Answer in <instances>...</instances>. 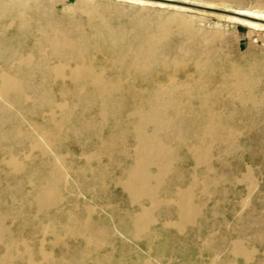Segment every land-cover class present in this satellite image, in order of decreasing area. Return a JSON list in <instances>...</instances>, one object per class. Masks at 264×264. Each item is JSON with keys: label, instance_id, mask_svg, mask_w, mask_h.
Masks as SVG:
<instances>
[{"label": "rangeland", "instance_id": "obj_1", "mask_svg": "<svg viewBox=\"0 0 264 264\" xmlns=\"http://www.w3.org/2000/svg\"><path fill=\"white\" fill-rule=\"evenodd\" d=\"M166 15L183 19L197 32L192 36V47H187L193 50L192 56L189 59L180 56L184 68L179 66L176 79L183 81L186 72L193 75L191 63L195 58L204 62L206 70L193 76L202 93L210 94L207 106L217 110L223 119V128L217 132L220 139L209 142L207 165H197L188 153L187 147L193 139L183 145L172 143V171L158 187V197L169 203L155 212L157 221L149 229V240L134 238L129 235L132 232L129 217L137 211V206L129 203L127 193L118 184L132 165L133 139L119 133L111 135L109 125L100 127L96 121L87 127L86 122L95 114V108H88L85 100H75L68 128L61 135H54L51 145L43 146L45 155L37 149L31 150L29 140L24 138L15 142L9 136L5 142L7 147L0 142V148H7L19 159L31 155L23 171L14 178L0 164L4 170L0 172V213L5 212L8 219L5 224L10 226L12 239L30 245L48 235L41 232L44 215L37 214L34 206L28 204L21 207L19 218L11 224L10 218L15 213L9 210L5 188L13 185L16 201L20 202L33 185L45 182L47 162L61 163V201L49 211V218L54 219L59 229L66 222L68 212L75 211L74 217L80 222L85 217L84 209L91 208L92 221L105 231L98 252L101 264H264V28H250L241 23L264 26V0H0V72L18 74L14 65L6 61L12 57H28L39 68L22 69L18 76L28 72L23 82L49 89L52 98L60 101L58 86L43 79L45 69L56 62L49 56L44 42L52 31L75 35V38L79 33L86 40L97 36L99 47L104 44L101 52L111 53L112 46L97 33L99 21L104 19L117 31L138 35L142 26L146 29L152 25L153 18ZM173 29L166 39L167 49L181 38ZM125 45L121 52L126 55ZM91 53L88 50L86 56H92ZM96 55L102 56L100 52ZM231 68L244 71L250 82L238 94L232 88L219 89L221 78L226 80ZM156 69L157 66L151 69L153 75L149 78L136 77L133 82L122 84L123 119L133 104L140 105L149 98L155 77L169 72ZM237 95L243 98L241 103ZM27 96L19 105L0 100L12 116L11 122H0V133L8 132L15 124L21 132L36 129L40 141L41 131H48L51 124L45 119V109H33L37 100L30 92ZM201 96L189 93L176 94L175 98L180 108L189 104L197 110ZM71 97L70 92L64 96L68 102ZM95 151L100 155H92ZM2 157L0 151V160ZM31 170L36 172L28 180L25 174ZM154 171L155 166L150 165L148 172ZM191 185L193 203L200 212L193 223L177 230L173 226L176 212L171 200L177 189ZM70 242L64 240L58 246ZM239 248L242 251L238 252Z\"/></svg>", "mask_w": 264, "mask_h": 264}, {"label": "bare ground", "instance_id": "obj_2", "mask_svg": "<svg viewBox=\"0 0 264 264\" xmlns=\"http://www.w3.org/2000/svg\"><path fill=\"white\" fill-rule=\"evenodd\" d=\"M128 1L134 2L135 0ZM159 15L161 14L159 13ZM241 23L250 28H264V26L247 21H241ZM173 27L175 28L174 32L182 39L178 36L180 41L176 44L172 43L171 48L167 49L169 45L167 46L166 39L173 32ZM97 33L106 44L112 46L111 53L101 52L100 47L104 44L99 47L97 36L86 40L79 33L75 38V35L52 31V34L44 39L49 56L56 62L45 69L43 79L51 80L55 87L58 86L60 101L52 98L49 89L23 82L28 78V72L18 76L22 69L36 71L39 68L38 65H33L28 57H12L6 61L14 65L18 74L10 75L0 72V100L10 103V105H19L30 92L31 97L37 100L33 109H45L47 115L45 119L51 124V128H48V131H41L39 141L36 129L32 132H21L13 124L8 132L0 133V142H4L5 145L9 136L10 140L13 139L15 142L24 138L29 140L31 150L37 149L42 155H45L43 146L51 145L52 139L55 138L53 136L59 135L60 132L62 133L64 129L68 128L69 118L73 114V101L85 100L88 108H95V114L86 122L87 127L96 121L100 127L109 125L108 129L111 135L119 133L133 139L132 165L126 170L118 184L127 193L129 203L134 207L137 206V211L129 217L132 230L129 235L132 234L134 238H147V236L149 238V229L157 221L155 212L160 206L169 203V201L158 197V187L164 176L172 171L171 161L174 156L172 143L183 145L189 139H193L187 147L188 153L197 165H207L210 156L209 142L220 139L221 136L219 137L217 132L223 128V119L221 120L217 110L207 106L206 100L210 94L202 93L197 78L193 76H198L206 70L207 65L204 62L195 58L191 63L193 75L186 72L183 81L176 79L175 74L179 66L184 68L180 56H187L188 59L192 56L193 50L187 47H192V36L197 33L183 19L173 15L158 16L156 19L153 18L150 27L145 29L142 26V31L138 35L132 32L117 31L102 19L98 23ZM124 45L128 48L126 55L121 52ZM131 46H133L132 49ZM88 50L93 52L92 56H86ZM97 52H100L101 58L96 55ZM169 53H172L171 58ZM154 66H157L158 69L161 68L163 72H169L155 77L154 86L149 89V98L144 99L140 105L133 104L130 107V112L123 119L120 110V94L124 86L122 84L133 82L136 77L138 79L149 78V75H153L150 73ZM227 77L226 80L221 78L219 89L232 88L238 94L250 85L245 72L239 69L233 68ZM191 90L194 91L190 92ZM68 92L72 95L70 102L64 98ZM140 93L143 94V91ZM189 93L202 94L197 110H193L189 104L179 107L180 103L176 100L175 95H189ZM215 93L214 95H216ZM237 97L241 103L243 98L239 95ZM185 117L186 119L183 120ZM11 120L12 116L7 105L0 103V122H11ZM5 147L7 146L5 145ZM0 151L3 155L0 164L8 170L7 173L12 178L19 176L25 168L26 161L31 157V155H25L23 159H19L20 157L11 155L7 148H0ZM98 154L100 155L95 151L92 155L97 156ZM47 165H49V170L44 173L45 182L33 185L27 196L20 202L16 201L17 193L16 188L12 187L13 185L8 186L5 190L9 199V210L15 213L10 218L11 224L14 219L19 218L20 209L24 204L34 206L37 214L44 215L45 223H40V227L42 228L41 232L48 235V238L43 236L33 244L30 242L31 246L25 241L12 239L9 233L10 226L5 224L8 219L3 211L4 213H0V264H101L98 252L105 231L96 224V221L95 223L92 221L91 216L94 211L91 208L84 209L85 217L80 222L74 217L75 211L68 212L66 222L59 225V229L56 228L57 224L53 221L54 219L49 218V211L57 207L61 201L60 191L63 175L61 163L47 162ZM150 165L155 166L153 173L148 172ZM3 171L1 168L0 172ZM90 171L92 170L90 169ZM35 172V170H31L25 174L28 180H31ZM192 191L193 185L184 189L179 188L171 200L176 212L174 215L176 222L173 226L177 230H182L186 224L193 223L200 212L193 203ZM124 232L126 234V230ZM64 240L71 242L58 246ZM239 251H242L241 248L238 249Z\"/></svg>", "mask_w": 264, "mask_h": 264}]
</instances>
